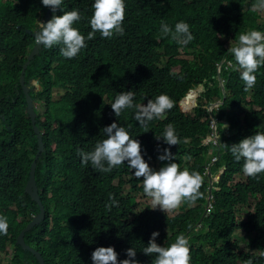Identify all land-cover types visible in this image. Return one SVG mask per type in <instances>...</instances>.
Instances as JSON below:
<instances>
[{"label":"trees","instance_id":"obj_1","mask_svg":"<svg viewBox=\"0 0 264 264\" xmlns=\"http://www.w3.org/2000/svg\"><path fill=\"white\" fill-rule=\"evenodd\" d=\"M91 3L64 0L62 5L65 10L75 7L82 16L74 26L86 37V46L77 56L62 57L59 45L42 47L26 68L36 125L46 145L34 174L46 217L26 233V243L41 252L47 264H92L91 254L98 246H114L119 260L134 247L139 264H152L153 257L142 248L158 231L161 245L180 235L187 239L190 264H264V173L244 175L243 161L208 144L212 118L219 123L229 115L231 136L218 127L220 140L229 145L264 131V64L247 91L238 70L223 68L226 100L208 111L210 103L223 99L217 63L233 59L226 53V40L236 42L241 32L251 29L264 31V15L253 7L257 0H125L123 35L105 38L97 32L87 39ZM52 13L40 0H0V217L8 225L0 234V264L2 252L8 264H39L17 238L42 210L25 192L38 139L20 76L36 44L32 32ZM179 20L189 23L194 35L187 45L159 37L161 21L174 26ZM198 84H204L205 92L191 108L197 93L189 103L186 97ZM128 90L134 93V104L165 93L173 107L163 119L142 127L134 119V108L123 110L120 117L111 108L117 92ZM113 121L140 141L150 166L158 169L167 163L158 155L169 147L179 167L198 171L202 195L183 201L179 213L169 215L149 204L139 205L140 197L149 198L142 178L126 164L104 173L82 165L77 149L90 150L103 138L101 129ZM168 123L180 143L169 146L156 138ZM212 158L218 160L210 169V185L206 168ZM109 194L118 205L108 206ZM242 211L244 217L238 214ZM243 241L247 245H241Z\"/></svg>","mask_w":264,"mask_h":264},{"label":"clouds","instance_id":"obj_2","mask_svg":"<svg viewBox=\"0 0 264 264\" xmlns=\"http://www.w3.org/2000/svg\"><path fill=\"white\" fill-rule=\"evenodd\" d=\"M40 2L53 13L52 17L47 21H38L36 30L32 32L34 33L33 36L36 40V44H40L41 47L45 49L59 45V51L62 57L68 59L74 58L79 51L86 46V37L74 26L82 19L80 11L75 7L71 10H65L62 6L64 0H40ZM253 7L258 8L259 11L263 13L264 0H257V3L254 4ZM58 9L61 10L62 15H58ZM56 10L57 13L54 15ZM124 17L125 0H92L91 16L88 19L91 31L87 33V39H91L97 32H99L101 37L105 38H111L114 35H123L125 31L123 27ZM159 37H170L178 45H187L194 39L189 23L184 20L175 22L174 26L161 21ZM228 41H230V45H227L228 49L226 53L233 59H223L221 62L217 63V77L223 89V99L208 105V111L210 113H212V110L224 105L227 97L225 92V81L221 76L223 68L238 70L239 77L247 91L255 85L257 69L261 64H264V31L261 32L260 30L251 29L241 32L236 42L232 40ZM193 92L197 93V97L192 106L189 104L191 108L198 106L197 98L199 94H201L200 97L204 94V84H198V86L193 87L189 91L186 97L188 103L189 97ZM133 96L134 93L132 90L117 92L114 100L110 103L111 108L114 110V114L117 117H120L123 110L134 108L136 110L134 112V119L136 122H139V125L142 127L146 126L148 122L154 119H163L166 110L173 107L172 99L165 93L148 99L147 103L143 105L134 104ZM237 115L243 123L244 115L239 113V111ZM228 117L229 115H226L219 123L217 119H211L210 128L212 137L209 138L208 144L210 143L218 147L219 151L227 150L230 152L236 161H243L242 171L244 175L257 177L258 174L264 173V131H255L252 135L246 136L239 142L230 145L222 143L218 132L219 125L223 127L227 137L231 136L233 133ZM101 131L103 138L97 140L90 150L77 149V154L81 158V164H90L94 170L101 173L110 172L114 167L126 164L136 178H142L143 193L150 198L149 208L156 209L159 207L167 214L169 210L178 208L183 201L192 202L202 195L199 191L203 182L202 175L198 171L190 170L187 167H179L169 147L164 148L163 152L158 155L159 160L168 162L156 169L150 166L149 162L144 158L141 152L140 141L136 138H132L129 131L117 121H113L111 124L104 126ZM161 137L165 144L169 146L180 143V139L172 123L166 124L162 133L157 135L156 138L160 139ZM218 157H220V155ZM217 160L218 158H212L206 168L210 185H212L210 169ZM34 178L36 179V177ZM210 199L211 196H209L208 202ZM109 201V207L118 205V201L112 194H109ZM208 208H210L209 203L206 209ZM38 216L39 215L34 216V219ZM7 227L6 218L0 217V234L6 233ZM158 235V231H153L148 243L142 248L145 254L153 257L152 264H190L189 246L187 239L183 235L177 236L173 242L166 246L165 244L161 245L157 242L156 237ZM18 245L21 246L19 243ZM26 245L41 254L45 260L41 252H38L27 243ZM9 248L11 249V246H9ZM22 249L30 252L35 257V260L41 264V262L38 261L37 255L28 249L23 247ZM2 255H4L3 261L8 259L4 252H2ZM261 255L264 256V253H261ZM126 256L127 258L119 260L118 253L114 246H98L93 250L91 260L92 264H139V261L134 259L136 256V249L134 247L126 249ZM8 263L9 261L6 264ZM249 264H251V262H249Z\"/></svg>","mask_w":264,"mask_h":264},{"label":"water","instance_id":"obj_3","mask_svg":"<svg viewBox=\"0 0 264 264\" xmlns=\"http://www.w3.org/2000/svg\"><path fill=\"white\" fill-rule=\"evenodd\" d=\"M56 12L54 13V15H56ZM41 45L40 44H36V46L34 47L33 51L30 53L28 60L26 61V63L23 66V70H22V74H21V84L22 87L24 89V93L26 95V100H27V104H28V115L29 118L31 120V124L33 126V130L37 136L38 139V149L35 153V156L31 162V166H30V173H29V179H28V183L25 187V191L26 193H28L29 195H31L32 199L37 201L39 203V205H41L42 210H41V214H39V216L34 219L33 221H31L28 226L22 230V232L20 233L18 238V243L25 249H28L29 251L33 252L35 255H37L38 257V261L41 262V264H46V261L43 259L42 255L37 253L35 250H33L32 248H30L29 246L26 245L25 243V235L27 232H29L35 225L42 223V221L45 219L46 217V207L43 205L42 200H41V196H39L38 193V188H37V184H36V179L34 178V172H35V167H36V161L38 159V156L41 155V153H43L46 149L45 145H44V141L41 135V132H39L38 127L35 124V117H34V112H33V104L31 101V98L29 97V89L26 86V81H25V72H26V68L29 64V62L32 60V58L37 54L38 50L41 49ZM209 176V175H208ZM211 192V186L209 187V194Z\"/></svg>","mask_w":264,"mask_h":264},{"label":"rangeland","instance_id":"obj_4","mask_svg":"<svg viewBox=\"0 0 264 264\" xmlns=\"http://www.w3.org/2000/svg\"><path fill=\"white\" fill-rule=\"evenodd\" d=\"M262 15H264V10H263V13H262ZM226 42H227V44L228 45H230V41H228V40H226ZM200 95L201 94H199V96H198V98H197V103H199V101H200V99H201V97H200ZM125 193H127V194H129V193H131V187H127V188H125ZM139 196H141V195H139ZM140 206L143 208L146 204H149L150 205V198L149 199H143V198H141L140 197ZM182 206V204H180V206L178 207V208H176V209H173V210H169L167 213L169 214V215H176V214H178L179 213V211H180V207ZM158 209H160L159 207H157ZM161 210V209H160ZM162 211H164V210H162ZM165 212V211H164ZM239 214V216H245V211H242L241 213L239 212L238 213ZM238 233L239 234H243L241 231H238ZM241 245H247V241H243L242 243H241ZM8 262V259H5L4 261H3V264H6Z\"/></svg>","mask_w":264,"mask_h":264}]
</instances>
